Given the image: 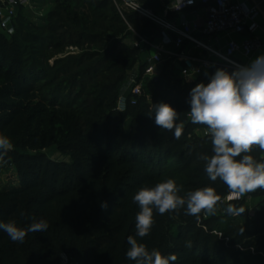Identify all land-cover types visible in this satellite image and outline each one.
I'll use <instances>...</instances> for the list:
<instances>
[{"label":"trees","instance_id":"1","mask_svg":"<svg viewBox=\"0 0 264 264\" xmlns=\"http://www.w3.org/2000/svg\"><path fill=\"white\" fill-rule=\"evenodd\" d=\"M139 1L156 11L170 2ZM107 5L114 10V21L123 25L114 31L120 46L113 50L119 77L94 102L91 119L80 126L70 125L57 141L59 151L70 161L43 153L18 159L22 181L19 186L0 189V222L27 229L34 220L43 219L48 228L27 233L23 242L12 241L0 229V264H63L66 255L83 264H135L126 256L128 236L149 250L177 255L173 264H264V208L251 226L230 225L221 235L215 228L217 220L206 218L205 212L197 219L185 214L186 206L162 215L154 210L150 234L136 236L135 217L140 209L132 197L141 187L171 178L185 198L188 192L204 187L214 188L220 200L229 192L222 181L213 182L206 174L204 157L213 154L209 133L193 142L186 134L177 140L155 124L154 114L148 115L153 104L164 102L179 114L178 124L186 116L190 95L182 87L178 66L168 69L165 63L161 73L147 81L151 101L144 94L136 105L128 102L123 111L117 107L121 94L130 95L129 88H124L129 70L139 65V72L144 71L146 52L134 47V41L127 43L134 34L113 0H101L100 7ZM127 18L140 34L152 39L161 31L136 13L128 12ZM51 38L43 29L25 28L12 42L0 34V134L11 140L14 149L34 138L36 142L41 135L33 93L35 82L45 77L43 60ZM217 69L236 70L214 66L205 74L207 83ZM171 72L179 78L171 79ZM128 118L130 129L126 131ZM196 128L206 129L194 124ZM251 154L257 160L264 155L259 150Z\"/></svg>","mask_w":264,"mask_h":264},{"label":"rangeland","instance_id":"2","mask_svg":"<svg viewBox=\"0 0 264 264\" xmlns=\"http://www.w3.org/2000/svg\"><path fill=\"white\" fill-rule=\"evenodd\" d=\"M100 2L101 0H22L10 28L0 30V34L10 42L13 36L20 34L25 28L33 31L43 29L45 35L52 37V44L47 46L43 60L45 77L35 82L33 93L41 135L36 142L35 138L31 139L24 146H16L6 154L0 162V189L21 184L19 158L25 160L43 153L54 160L70 161L68 155L59 151L57 141L66 134L70 125L80 126L91 119L92 111L96 108L94 102L104 96L109 85L119 77L113 50L117 51L120 46L114 31L116 27L123 28V25L114 21L112 6L100 7ZM133 40L128 39L127 43L130 44ZM165 63L171 69L169 61ZM139 70V65L129 70L125 91L130 89L131 81ZM170 78L177 80L179 76L171 72ZM181 79L182 87L188 95L197 84H207L205 75ZM143 88L146 99L151 101L148 82L144 83ZM121 96L118 98V108ZM189 111L190 104L180 124L183 125V134L187 135V140L193 142L207 135V129H193ZM129 124L130 118L125 121L126 131L130 129ZM228 195L217 203L215 214L205 213L206 218L213 217L217 220L215 228L219 235L230 225L251 226L256 221L257 213L264 208V189L246 193L233 201L227 200ZM242 201L245 202L244 205L240 204ZM229 204L243 209V212L239 215L229 214L226 211ZM63 264H83V261L66 255Z\"/></svg>","mask_w":264,"mask_h":264},{"label":"clouds","instance_id":"3","mask_svg":"<svg viewBox=\"0 0 264 264\" xmlns=\"http://www.w3.org/2000/svg\"><path fill=\"white\" fill-rule=\"evenodd\" d=\"M182 2V0H180ZM193 0H188L191 4ZM190 119L193 124L206 127L210 134L212 155L206 159L208 178L222 181L228 189V201L238 200L246 193L264 189V159L257 160L254 150L264 153V55L258 56L247 66H239L229 73L217 69L210 82L197 84L190 91ZM162 130L173 132L179 140L183 125L178 124L179 114L164 102L153 104L149 116ZM11 140L0 134V159L12 149ZM171 178L152 187H141L132 197L138 204L135 220L136 236L150 234L154 224V210L159 214L179 212L186 206L185 214L199 219L201 212L215 214L221 197L212 187L199 188L187 193L186 198ZM226 211L239 215L243 209L229 204ZM48 223L33 221L27 229L14 222H0V229L14 242H23L27 233L46 231ZM129 249L126 256L135 264H173L175 254L163 255L159 250H149L133 236L127 237Z\"/></svg>","mask_w":264,"mask_h":264},{"label":"built area","instance_id":"4","mask_svg":"<svg viewBox=\"0 0 264 264\" xmlns=\"http://www.w3.org/2000/svg\"><path fill=\"white\" fill-rule=\"evenodd\" d=\"M170 5H163L162 9L145 6L138 0H113L118 13L126 22L129 30L136 37L133 45L147 53L145 68L131 81L130 95H122L119 101L120 110H125L128 102L136 105L144 96V83L157 77L166 61L171 67L177 66L179 74L184 79L200 77L214 66H225L236 69L247 66L248 60L255 51L263 46L260 30V3H248L241 0H200L206 9L202 26L190 20H176L170 17V12H184L198 4L193 0H170ZM22 0H0V30L10 28L16 16V9ZM136 13L156 24L161 30L171 31L176 35L177 50H167L163 43L140 34L128 21L127 13ZM243 36L242 40L230 38L225 43L222 35ZM204 37H208L206 41ZM202 49L207 55H198L190 49ZM166 56V58L164 57ZM208 134V132H207ZM264 159V155L263 158Z\"/></svg>","mask_w":264,"mask_h":264},{"label":"crops","instance_id":"5","mask_svg":"<svg viewBox=\"0 0 264 264\" xmlns=\"http://www.w3.org/2000/svg\"><path fill=\"white\" fill-rule=\"evenodd\" d=\"M198 4L194 7L189 8L188 10L177 13L175 11L170 12V17L173 19H176L178 21L180 20H190L196 22L199 26H202L204 23L205 19V13L206 9L203 7V5L199 2L200 0H196ZM245 1L251 4L254 3H260V8H261V18H260V30L258 31V34L261 36L262 41H263V46L255 51L253 56L248 60V64H250L254 59H256L260 55H264V0H241ZM170 5L171 1L169 3H166L165 5ZM222 40L225 43L228 39L230 38H237L239 40H242L244 37L243 36H238L235 34L232 35H222ZM135 36H133V39L135 40ZM158 41L163 43V46L167 50H177L176 45H175V40H176V35L167 30H161L158 36L155 38ZM206 41H209L208 37H204ZM133 40V41H134ZM190 49L193 51V53L198 54V55H207L206 51L202 49H193L190 47ZM146 58H147V53H146ZM179 66V64H177ZM126 95V93L122 94Z\"/></svg>","mask_w":264,"mask_h":264},{"label":"water","instance_id":"6","mask_svg":"<svg viewBox=\"0 0 264 264\" xmlns=\"http://www.w3.org/2000/svg\"><path fill=\"white\" fill-rule=\"evenodd\" d=\"M178 66V65H177ZM180 68V66H178Z\"/></svg>","mask_w":264,"mask_h":264}]
</instances>
